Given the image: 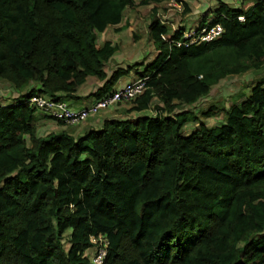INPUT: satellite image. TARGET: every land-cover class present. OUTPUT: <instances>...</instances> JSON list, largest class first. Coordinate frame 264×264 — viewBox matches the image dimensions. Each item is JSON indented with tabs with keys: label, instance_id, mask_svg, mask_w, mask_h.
Returning a JSON list of instances; mask_svg holds the SVG:
<instances>
[{
	"label": "trees",
	"instance_id": "obj_1",
	"mask_svg": "<svg viewBox=\"0 0 264 264\" xmlns=\"http://www.w3.org/2000/svg\"><path fill=\"white\" fill-rule=\"evenodd\" d=\"M226 1L196 30L221 25V37L189 45L154 5L156 57L108 75L119 48L98 34L161 0H0V84L18 94L0 103V264H94L100 235L103 264H264V81L221 125L188 110L223 80L264 70V0ZM132 69L146 90L109 108L130 107L122 116L81 136L48 116L61 130L39 134L29 99L78 100L95 79L97 102Z\"/></svg>",
	"mask_w": 264,
	"mask_h": 264
},
{
	"label": "rangeland",
	"instance_id": "obj_2",
	"mask_svg": "<svg viewBox=\"0 0 264 264\" xmlns=\"http://www.w3.org/2000/svg\"><path fill=\"white\" fill-rule=\"evenodd\" d=\"M201 1L204 2V0H161L160 4L157 5H138L134 9H127L124 12V21L120 26L110 27L104 33L98 34V43L100 45L106 41H111L113 45H117L119 48L112 60L106 65L107 71L109 72L121 68L127 69L128 67L136 66L144 62L145 67L156 57L157 51L148 36V24L152 19V8L154 5L158 8L161 18L163 19L165 17L163 20H167L168 26L172 28L171 24L174 25L173 28L175 30L172 29V32H174L179 30L178 27L181 24H184L183 26L195 24L198 16L197 10H199L201 6ZM218 1L219 0H208V4L213 6L209 9L210 14L208 15V21H212L214 18V12L218 5ZM223 1L228 3L226 0ZM230 1L234 3L233 5L241 3L245 8H250L258 2V0ZM136 2L139 4L141 0H136ZM182 2L188 4L189 12L184 10L185 7ZM190 31L185 32V34L195 33V31ZM143 68H141V70H143ZM132 70L133 71L129 75L120 81L116 89L125 83L140 81L141 78L137 73L138 70ZM259 81H264V70L256 73L230 77L217 85L206 99L200 102L197 106L188 108V110H192L194 114L198 115L199 121L205 122L209 127L221 125V123H223L226 119L225 112L232 105L245 100L250 94V89ZM1 92L6 94L3 87H0V93ZM13 96L15 97L14 94ZM5 100H11V97L8 99L0 97L1 103H4ZM129 108L130 107L128 106H124L119 111L121 115L111 109L104 110L101 114H104V119L110 116H122V113ZM212 108H215L213 116H206L205 114L210 112ZM148 113L152 114L151 112ZM44 114L45 113L43 111H40L37 120V122H39L37 123L39 134L42 133V136H45L47 133L57 129V125L54 126V121ZM94 119L100 121L102 118L97 116ZM84 126L85 125H81L70 128V131L77 136H81L80 134L83 131L88 130V127L86 128ZM198 126V123L187 124L182 132L189 135L194 132Z\"/></svg>",
	"mask_w": 264,
	"mask_h": 264
},
{
	"label": "built area",
	"instance_id": "obj_3",
	"mask_svg": "<svg viewBox=\"0 0 264 264\" xmlns=\"http://www.w3.org/2000/svg\"><path fill=\"white\" fill-rule=\"evenodd\" d=\"M239 20L243 22L245 18L239 17ZM222 34V26L214 25L205 27L199 32L195 31V33L184 34V38L188 40L186 43L187 45L199 44L202 42L214 41L220 38ZM181 44L182 43H178L179 46H181ZM146 80L147 79H140L139 82L125 83L121 87L115 89L109 96L83 109H74L65 100L55 101L44 95L32 97L28 100L27 104L43 111L47 116H50L58 122H62L69 126H79L88 121V119L99 115L104 110L117 105L121 101L132 100L142 95L146 90ZM91 241L95 245V255H93L94 264H103L107 257L108 240L100 235L98 237H93Z\"/></svg>",
	"mask_w": 264,
	"mask_h": 264
},
{
	"label": "crops",
	"instance_id": "obj_4",
	"mask_svg": "<svg viewBox=\"0 0 264 264\" xmlns=\"http://www.w3.org/2000/svg\"><path fill=\"white\" fill-rule=\"evenodd\" d=\"M194 1H199V0H194ZM201 3L203 4V6H200V8H199V10H197L198 12H197V20H196V22H195V24H193V25H188V26H183L184 24H181L179 27H178V29H181V28H183V30L185 31V32H188V31H196L197 30V28L199 27V25H200V23L202 22V20L204 19V17L205 16H207V15H209L210 13H208L207 14V12H209L208 10L209 9H211L213 6L212 5H209L208 6V0H204V2H202L201 1ZM201 4V5H202ZM211 7V8H210ZM158 16H160V14L158 13ZM165 18V17H164ZM163 18V19H164ZM207 18V22L209 23L210 21H208V18H209V16H207L206 17ZM171 26H172V29H174L173 28V26L174 25H172L171 24ZM175 30V29H174ZM173 30V31H174ZM190 31V32H191ZM122 69V68H121ZM106 71H107V69H106ZM115 70H112V71H107L108 72V75H110V74H112L113 72H114ZM101 85H102V83L100 82V81H97V80H95V79H93V80H91V79H89L88 81H87V83L86 84H84L82 87H80L79 88V90H78V96L80 97V99H78V100H72V101H68V103H69V105L72 107V108H74V109H83V108H87V107H89L90 105H92L94 102H95V98H88V96H90L91 94H94L100 87H101ZM0 87H3L4 88V90L6 91V94H3V92H1L0 93V97H2V98H5V99H8L9 97H11V100H5L4 101V103H2V104H4V105H7V104H11L13 101L12 100H14V99H16L17 98V95L16 94H14L15 95V97L13 96V94L12 93H10L9 92V90L7 89L8 87H6V86H4L3 84H0ZM1 103V102H0ZM102 113V112H101ZM100 113V114H101ZM99 114V118H103V116H104V114H101L100 115ZM45 115V114H44ZM38 116H39V114H38ZM96 118V117H95ZM93 119V120H92ZM104 119V118H103ZM94 120H96V119H94V118H91L87 123H85L84 125V127H88V129L90 128V126H91V124H92V122L94 121ZM97 121H99V120H97ZM37 123H39V122H37ZM55 125H57V129L55 130V131H51V132H58V131H60L61 130V128H60V126L56 123V122H54V126ZM59 127V128H58ZM43 132V131H42ZM51 132H49V133H51ZM84 133H86V130L85 131H83L80 135H83ZM42 134V133H41ZM48 134V133H47ZM46 134V135H47Z\"/></svg>",
	"mask_w": 264,
	"mask_h": 264
}]
</instances>
